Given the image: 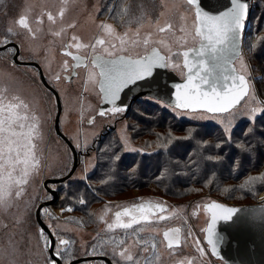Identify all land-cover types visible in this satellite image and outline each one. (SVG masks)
<instances>
[{
    "label": "rangeland",
    "instance_id": "rangeland-1",
    "mask_svg": "<svg viewBox=\"0 0 264 264\" xmlns=\"http://www.w3.org/2000/svg\"><path fill=\"white\" fill-rule=\"evenodd\" d=\"M129 1L69 0L68 11L63 19V24L75 23L76 28L68 29L66 36L53 37L48 33L49 25L45 17L43 31L38 33L37 38L33 40L24 30L17 28L15 21L21 15H28L30 20L34 21L44 10L55 13L64 6L61 0H0V40L7 36L10 42L18 45L20 50L19 61L38 62L45 78L57 89L60 96L62 106L60 130L70 140L77 152L89 151L88 154L79 158L78 167L67 181L49 185V188L58 190V200L54 205L44 207L49 210L51 215L41 211V216L48 227L49 225L52 226L49 227L52 232L57 231L59 233V238H70L75 246L79 247L83 241L86 242L95 238L98 234L97 230L105 228L106 221L111 222L107 217L117 210V205H125L141 199L159 201L167 206L168 211L164 213L165 215H170L174 210H178L173 219L166 221L161 226L167 227L182 223L185 253L179 259L189 258L187 250H191L194 246L193 236L187 235L189 229L194 237L200 239L205 245L203 241L204 232L201 229L206 227L209 215L203 208L204 203L210 200L225 202L227 201L225 198H230L231 204L234 205L264 203V180L259 179L264 174V117L258 118L255 123V141H253V144L259 148L258 159L260 161L254 162L252 158L255 153L250 155L248 152L247 156L250 155L249 158H251L249 170L240 174L244 155H241L238 160L234 159V164L229 163V159L225 157L233 151L249 127V120L242 113L237 115L233 121L234 127H232V138L229 143L226 139L228 133L225 131L226 126H228L227 119L214 117L211 113H191L182 109H174L161 101L148 97L133 102L130 107L131 110L125 117H121L122 114L115 116L109 114L103 117L98 115L100 108L98 84H93L87 80L89 68L97 72L96 67L92 64L87 68L79 67L77 69L78 75L71 85L66 84L63 78L55 82L53 77L56 73H60L62 76L63 61L67 59L70 65V58L62 54V42L70 39L72 34L80 36L83 42H89L97 35L102 34L96 27L102 22L112 25L115 33L121 36L129 28L135 30L139 26L135 22L126 24L125 17L121 18L118 15L121 8L126 7ZM147 2L150 11L145 7L138 12V15H135L134 10L132 16L143 15L142 34L153 31L158 18L161 24L165 20L171 19L177 23L175 37H170V43H173V51L182 52V50L196 44L190 36H185L179 31L181 22L174 11L175 0H167L168 8L171 11L164 17H160V12L164 10L160 5V0H148ZM109 9L112 11L110 12ZM263 10L264 0H250L249 15L245 23L242 44V56L252 78H254L256 93L261 101H264L260 92V87L264 84L263 68L260 61L264 55ZM188 24L190 27L191 21ZM32 26L33 28L36 27L35 24ZM60 26L61 24L58 22L53 27L58 30ZM9 27L16 28L20 34H9L7 32ZM182 36L187 42L180 41V44H177L176 41ZM112 39L119 47V41ZM181 44L182 46H180ZM2 45L4 44L0 43V46ZM155 46L160 47L159 45ZM11 48L13 47H9V49ZM9 49L0 51V81L12 84L21 96L34 106L40 118L43 140L40 143L39 172L34 174L28 185L25 186L26 190L23 197L16 202V205L8 213L0 218V264H44V256H49V253L48 250L42 251L44 241L39 239L38 230L40 228L35 220V210L39 203L49 200L50 194L43 188L44 180L60 178L68 173L72 166V153L66 142L55 133L53 128L56 114L55 97L41 83L37 68L14 62L13 54ZM72 51L76 50L72 49ZM161 52L168 55L166 49L161 48ZM80 53L88 55L86 51ZM145 53L142 47H127V50L119 51L116 54L135 57ZM172 60L180 63L181 68L169 67L167 69L183 78L182 56H173ZM235 65L239 70V61ZM93 115H95V122L89 124L88 121ZM162 116H165L164 122L158 119ZM150 118L154 119V121H150L153 126L147 125V122L151 120ZM222 119L223 122H221ZM180 122L213 127V129L206 130L196 129V127L186 128L187 137L190 133V137H192L201 132L200 136L196 137V144L206 149L199 156L204 165L211 162L218 163L217 168H211L210 175L204 181H197V176L192 175L190 170L188 175L184 177L185 181L190 182L189 184L183 185L178 180L169 183V177L175 178L180 174V172L175 171V167L169 168L166 174L165 168L159 172V168L147 162L149 158L156 160L163 158L168 147L172 148V152L181 153L185 150L181 146L185 139L180 140L177 137H174L173 142L166 148L162 146L165 143L161 140V134L166 129L174 135L180 134L176 132ZM108 128L114 132L107 137L104 132ZM98 137L101 139L96 140ZM104 138L105 142L102 144ZM217 144H220L221 147L217 148ZM95 145L101 146L100 154L102 157L99 159L95 157L96 150L93 149ZM190 146L195 148V143ZM223 147L225 150H222ZM236 150L237 148L234 149L235 152ZM114 153L120 156L119 160L114 159ZM219 153H222L221 161L213 162L207 159L209 155L215 156ZM123 155L125 158L122 159ZM146 165L148 169L145 175L143 174L139 179L132 182L135 171L142 174V169ZM225 165L230 166L231 169L228 170ZM224 173H228L229 177H226ZM250 177L257 179L254 183H248ZM242 185L243 187H241ZM81 199L85 200L86 203L80 204L79 200ZM198 204L200 205L199 208H197ZM106 206L113 211L106 213L104 211ZM69 207L72 211H61V209ZM101 216L104 217V220L100 219ZM17 219L20 220V223H16ZM57 225L58 227H56ZM187 225H192V228ZM100 235L105 237L103 234ZM108 236H106L107 239ZM186 236L187 239H185ZM59 238L56 237V243H58ZM10 240L11 244H9ZM78 251L79 249L76 254ZM83 251L84 248L80 247L79 254H82ZM207 255L211 258H209L210 261L205 259L204 262L203 259L199 260L197 257L195 260H191L192 264H222L208 253L206 247V254L202 257ZM73 257L65 253V258L62 259L63 263H67ZM177 259L175 256H169L168 252L161 247L160 264H176Z\"/></svg>",
    "mask_w": 264,
    "mask_h": 264
},
{
    "label": "snow or ice",
    "instance_id": "snow-or-ice-1",
    "mask_svg": "<svg viewBox=\"0 0 264 264\" xmlns=\"http://www.w3.org/2000/svg\"><path fill=\"white\" fill-rule=\"evenodd\" d=\"M61 3L64 6L57 12L41 11L34 21L30 20L28 15H21L15 21L17 28L24 30L35 40L37 34L43 31L46 17L49 25L48 33L51 36L56 38L66 36L67 30L75 29L76 24H63L69 0H61ZM160 5L164 9L160 12V17H164L171 10L168 8L167 0H160ZM207 8L208 10L204 0H175L174 11L181 22L179 31L185 36H190L194 43L199 44V48H188L182 52H174L173 43H170V37L174 38L177 30V23L174 20H165L161 24L158 18L154 30L142 34L143 15L132 17L131 9L125 7L121 8L118 15L121 18L127 16L128 24L137 23L139 26L135 30L129 28L121 36L115 33L112 25L102 22L96 26L102 34L97 35L93 40L83 42L80 36L72 34L70 39L62 42V54L70 57L74 62L71 65L73 70L82 65L86 66L89 60L93 66L99 68L98 73L89 68L87 80L93 84H99L104 101L113 107L101 109L98 115L115 116L127 111V105L117 103L121 100V93L129 85L149 81L157 68H181V64L174 62L172 57L182 56L183 68L187 69L186 73H182L185 75L186 82L173 86L175 101L171 106L186 112L211 113L214 117L227 119L228 126L225 131L228 133L226 139L229 143L232 138L233 121L241 113L249 120V127L244 136L247 138L254 134L257 119L264 117V101L257 96L254 78L239 48L249 4L247 0H229V6L223 11L213 12L210 6ZM109 11L111 12L112 9ZM189 21H191L190 27ZM58 22L61 26L56 30L53 26H56ZM33 24L36 25L35 28ZM7 32L11 35L20 34L13 27H9ZM112 38L119 41V47ZM180 41L187 42L183 36L176 43L180 44ZM0 43L7 44L10 41L5 36ZM127 47H142L146 55L132 58L116 54L127 50ZM161 48L166 49L168 55H162ZM72 49H75L76 53ZM9 51L15 55L17 49L11 48ZM81 51H86L88 55L78 54ZM190 53H194L197 57L191 66ZM237 61L240 63L239 70L234 67ZM69 68V61L66 59L63 61L62 69L67 72ZM61 78L60 73H56L53 77L55 81ZM94 122V117L88 121L89 124ZM40 123L34 106L23 98L12 84L0 81V218L23 197L25 186L40 170L39 153L40 143L43 140ZM172 142L170 138L167 144L162 146L166 148ZM236 146L244 153L251 152L253 147L250 141L238 142ZM216 147L219 148L221 145L217 144ZM113 155L115 160L120 159L118 154ZM207 159L219 162L222 157L209 155ZM256 179V177H250L248 183H254ZM259 179L264 180V174ZM51 198L49 195L48 199ZM79 203L84 204L86 201L81 199ZM199 207L198 204L197 208ZM116 208L120 210L114 211V219L111 222H105V232L110 234L108 239L94 245L91 252L85 253L86 255L107 257L111 254L112 264H160L161 247L168 252L169 256L178 255L174 249L181 247V229L161 226L162 222L173 219L178 210L165 215L166 206L151 200H141L130 205H117ZM204 209L211 213L210 223L206 228L201 229L206 233L207 245H203L200 239L195 238L191 230L187 235L193 236V244L201 255H205L206 247L210 246V254L219 256L220 247L230 245L231 233H226L223 229L218 231L217 224L222 222L226 227L239 228L246 221L243 217L236 216L241 211L237 208L211 202L206 203ZM41 211L51 215L47 208H42ZM61 211H72V209L69 207ZM104 211L107 213L113 210L106 206ZM100 219L104 220V217L101 216ZM16 223H20V220L17 219ZM49 227L52 226L49 225ZM38 234L39 239L44 241L42 251L51 250V256H44V264H57V258H65L67 246L71 241L59 238V233L53 231L51 236L59 238L56 243L43 228L38 230ZM176 264H192V261L185 257L177 259Z\"/></svg>",
    "mask_w": 264,
    "mask_h": 264
},
{
    "label": "water",
    "instance_id": "water-1",
    "mask_svg": "<svg viewBox=\"0 0 264 264\" xmlns=\"http://www.w3.org/2000/svg\"><path fill=\"white\" fill-rule=\"evenodd\" d=\"M248 4L250 3V0H247ZM204 4L206 6V10H208L207 6L211 7V10L213 12L219 10L223 11L226 9L227 6H229V0H204ZM248 15H249V9H248ZM248 15L246 18V21L248 19ZM245 21V23H246ZM245 28L243 30L244 34ZM243 34H242V40L239 45L240 51L242 53V44H243ZM9 47H13L17 49V52L15 55H13V61L19 64H26V65H32L38 69L40 79L42 84L51 92L53 91V95L55 97L56 101V114L54 118L53 128L55 133L66 142L67 146L70 148L72 153V166L68 173H66L64 176L60 178H48L45 179L43 182V185L45 190L51 195V199L43 201L38 204L36 210H35V220L38 224L39 228H43L45 233H47L50 238L53 240H56V237H52V231L46 224V222L43 220L41 216V209L44 207H49L54 205L58 200V192L54 188H49L50 184H60L67 181L72 175L73 172H75L76 168L78 167V153L70 140L62 133L60 130V115L62 112V106H61V100L58 92L54 90V88L48 84L46 81L41 66L38 64V62L33 61H19V47L16 43L10 42L9 44H4L0 46V51L4 50L6 48L9 49ZM199 48V44L196 43L194 46L190 48ZM188 49V48H187ZM187 49H184L182 51H185ZM76 53V52H74ZM79 54V53H78ZM162 54V52H161ZM146 55V53L144 54ZM164 55V54H162ZM128 57V55H124ZM143 56V55H141ZM132 58H138L139 56H131ZM197 59V57L194 55V53H190V66L191 64ZM74 63V62H73ZM72 63V64H73ZM71 64V65H72ZM85 66V65H82ZM81 66V67H82ZM182 66H183V57H182ZM236 67V65H234ZM72 69V68H71ZM77 68L74 70L72 69L71 74H63L64 77H68V81H72V79L76 76ZM97 73L99 72V68L96 67ZM196 69H194L195 71ZM187 72V69L184 68V73ZM99 80V77H98ZM186 82L185 75L183 78H180L178 74L176 75L173 71H169L167 68H157L154 70V76L149 81L144 82L140 81L135 85H129L128 88H126L121 93V100L118 101V104H124L127 105V111H129L130 107L132 106L133 102L137 101L140 98L148 97L152 98L158 101L163 102L167 106L173 108L171 104L175 101V88L173 87L176 84H184ZM98 90L99 84H98ZM100 108L101 109H108L112 108L113 105L106 103L103 99V94L100 92ZM216 202L219 204H223L226 207L231 208H237L241 211L236 214L237 217H243L246 221V223L239 227V228H230L226 227L222 222H219L217 224V230L223 229L226 233H231L229 239H230V245H223L219 249V256H212L210 254L211 248L210 246H207L209 254L215 259L223 262L224 264H264V203L258 202V203H250V204H243V205H232L227 204L218 200H210L206 203ZM204 203V205L206 204ZM203 205V208H204ZM209 217L208 221L206 223V227L208 223H210L211 213L207 212ZM235 218V217H234ZM205 227V228H206ZM203 241L205 245H207V239H206V233H203ZM49 256H51V250H48ZM108 264H111V262L107 258H103ZM81 262V259H75L67 264H78ZM57 264H63L62 260L60 258H57Z\"/></svg>",
    "mask_w": 264,
    "mask_h": 264
},
{
    "label": "trees",
    "instance_id": "trees-1",
    "mask_svg": "<svg viewBox=\"0 0 264 264\" xmlns=\"http://www.w3.org/2000/svg\"><path fill=\"white\" fill-rule=\"evenodd\" d=\"M148 0H130L126 7L125 8H130L131 9V12H130V15L133 16L134 14V10L136 12L135 15H138V12L142 9V8H145L147 7L148 8V11H150V8L148 7ZM264 11V10H263ZM264 16V12H262ZM141 16V15H140ZM124 20L127 21V16H124ZM127 24V23H126ZM261 61V67L263 68L262 71H263V76H264V55L262 56V58L260 59ZM260 92H261V96H263L264 98V84L263 86L260 87ZM131 109H129L130 111ZM127 111V113L129 112ZM151 120H149V122H147V125H151L153 126L150 121H154L153 118H150ZM161 122H164L165 120V116H162L160 118H158ZM160 125V124H158ZM189 127H196V129H202V130H206V129H213V127H206L204 125H198V124H193V123H190V122H180L179 124V127L176 129V132L177 133H180L178 135H174L172 132L168 131V129H166L162 134V138L161 140L164 141V143L166 144V141H168V139H174V137H177V138H180V140H183L185 139V141L183 140V143L181 144L182 147L185 148V150L181 151L180 152H172V148L171 147H168L166 150H165V156L163 158H161L160 160H156L155 158H149V161L147 162H150L152 163L156 168H159V172L162 168H165V172L166 174L168 173V169L169 168H172V167H175V171L176 172H180V174L175 177V178H170L168 179V182L169 183H172V181H175V180H178L179 183H182L183 185H187L189 184L190 182L187 180L185 181V176L188 175V172L191 170L192 171V175H196L197 176V181L199 180H202L204 181L208 175H210L211 173V168L215 167L217 168V164L218 163H209L207 165H204V163L199 159V156L203 154V152L206 151V149L204 148H201L200 145L196 144V137L197 136H200V133L199 132L198 134L196 135H193L192 137H189L188 139H186L185 137H187V133H186V128H189ZM109 130V131H108ZM174 130V129H172ZM114 131H112V129H106L104 134H107V137L112 135ZM147 133V132H146ZM254 136L255 134H252L250 136H248L247 138L245 136H242L241 141H250L251 144L253 145L252 147V150L250 152V155L253 154V152L255 153V155L253 156L252 160L254 162H258L260 161L258 159V156H259V148L257 147L256 144H253V141H255L254 139ZM101 139V137H100ZM99 139V140H100ZM176 141V140H175ZM105 142V138L103 139L102 141V144ZM195 143V148L194 146H190L191 144H194ZM101 144V146H102ZM101 146H96L93 148L96 150V158H100L102 157V155L100 154V149H101ZM263 146V145H262ZM264 147V146H263ZM235 148H237V146H235ZM233 148V151L231 153H229V155L227 157H225L226 159H229V163H233L234 159L235 160H238L240 158L241 155H244V157H242L243 159V162H241V172L240 174H244L246 171L249 170V163L251 162V158H249V156H247L248 154L247 153H244V152H241L238 148L236 150V152L234 151ZM222 150H225V148L223 147ZM221 151V149H220ZM124 156V155H123ZM219 156L222 157V153H219ZM132 157V156H131ZM125 158L122 157V159ZM158 163V164H157ZM212 164V165H210ZM225 167L229 169H231L230 166L228 165H225ZM234 167V166H233ZM148 169V166H144L143 167V173L142 174H139L135 171L133 177H132V182L136 181L135 179H139L143 174L145 175V172L147 171ZM224 175L226 177H229V174L228 173H224ZM181 178L182 181H181ZM127 187V186H126ZM127 189V188H125ZM127 190H132V189H127ZM58 192V190H57ZM58 196H59V193H58ZM221 196V195H220ZM225 202H228L227 204H231L232 200L229 198V199H226L225 198ZM240 200V199H238ZM222 202V201H221ZM224 202V203H225ZM246 204H250V203H246ZM232 205H234L232 203ZM235 205H238V204H235ZM243 205V204H241Z\"/></svg>",
    "mask_w": 264,
    "mask_h": 264
},
{
    "label": "flooded vegetation",
    "instance_id": "flooded-vegetation-1",
    "mask_svg": "<svg viewBox=\"0 0 264 264\" xmlns=\"http://www.w3.org/2000/svg\"><path fill=\"white\" fill-rule=\"evenodd\" d=\"M73 52H76V51H73ZM80 55H82V56H86V55H83V54H81V53H79ZM141 56V55H140ZM67 58H70V57H67ZM21 62H24V61H21ZM26 62V61H25ZM73 63V61L71 60V58H70V68H69V71H67V72H65V71H63V73H62V78L64 79V82L66 83V84H72V82H73V80H74V78L78 75V72H77V74H76V76L72 79V81L70 82V81H68V79H66L64 76H63V74H71V72H72V69H71V64ZM89 65H91V62H90V60L87 62V64H86V66H82L83 68H87ZM42 69V68H41ZM78 69V68H77ZM77 69H76V71H77ZM37 71H38V69H37ZM42 72H43V70H42ZM39 73V72H38ZM43 75H44V73H43ZM39 77H40V75H39ZM45 77V76H44ZM46 79V78H45ZM40 81H41V79H40ZM46 81H47V79H46ZM55 81V80H54ZM48 82V81H47ZM55 82H57V81H55ZM42 83V82H41ZM48 84L49 85H51L49 82H48ZM52 87H53V85H51ZM45 87V86H44ZM46 88V87H45ZM54 88V90H56L57 91V89L55 88V87H53ZM47 89V88H46ZM48 90V89H47ZM48 91H50V90H48ZM51 92V91H50ZM58 92V91H57ZM52 94H53V91L51 92ZM59 94V93H58ZM54 96V95H53ZM127 114V111H125L124 113H122V115H121V117H125V115ZM95 118V115H93V116H91V118ZM90 118V119H91ZM98 139H100V137H98L96 140H98ZM78 153V158H80L81 156H83L84 154H88L89 153V151H87V152H81V151H78L77 152ZM141 200H143V201H149L148 199H141ZM141 200H136V201H132V202H129L127 205H130V204H132V203H137V202H140ZM151 201H153V202H159V201H155V200H151ZM162 203V202H161ZM163 204V203H162ZM165 205V204H164ZM204 205V204H203ZM166 206V205H165ZM117 210H120V209H117ZM166 211H168L167 210V206H166ZM165 211V212H166ZM107 219H109V220H113L114 219V212H113V214L112 215H110V216H108L107 217ZM175 220H177V219H175ZM166 222V221H165ZM165 222H162V224L163 223H165ZM188 227H191L192 228V225H187ZM194 226V225H193ZM168 227H179L180 229H181V233H180V240H181V247L180 248H178V249H174L177 253H179V255H177V256H175V257H177L178 259H179V257L183 254V253H185L184 252V249H185V246H184V244H183V226H182V223H180V224H174V225H169V226H167V227H165V228H168ZM85 230V229H84ZM96 230V229H95ZM190 230V229H189ZM96 232V231H95ZM97 232H98V234L96 235V237L95 238H93V239H90V240H87L86 242L85 241H83L80 245H79V247H77V246H75V244L72 242V240L69 238H63V239H67V240H69V241H71V243H70V245L69 246H67L68 247V251L66 252V253H68L69 255H71L73 258L72 259H70L69 261H67V263H69V262H71L72 260H75V259H78V258H80L81 259V262L80 263H78V264H108L103 258L104 257H102V256H99V255H96V256H92V255H86L85 253H90L91 252V250H92V247L94 246V245H97V244H99L101 241H106L107 240V238H106V236H108V235H110L109 233H106L105 232V228H102V229H99V230H97ZM103 234L105 237H101V235L100 234ZM161 239H162V237H161ZM205 244V243H204ZM80 247H82V248H84V251H83V253L82 254H79V252H80ZM79 249V251H78V254H76V252H77V250ZM187 252H189V255H188V257H189V259H191V260H195V258H199V260L200 259H203V261L206 259L207 261H210V257H209V255H207V256H205V257H202V255L197 251V249H196V247L195 246H193V248L191 249V250H187ZM209 253V252H208ZM105 258H107L110 262H111V264H112V256H111V254H109L107 257H105ZM210 258V259H209ZM62 260V259H61ZM213 261V260H212ZM216 261H219V260H216ZM62 262H63V260H62ZM205 262V261H204ZM221 262V261H220ZM67 263H65V264H67ZM222 264H224L223 262H221ZM64 264V263H63Z\"/></svg>",
    "mask_w": 264,
    "mask_h": 264
}]
</instances>
